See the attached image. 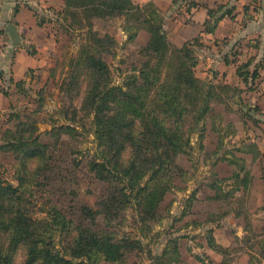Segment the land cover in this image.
Masks as SVG:
<instances>
[{
  "label": "trees",
  "instance_id": "obj_1",
  "mask_svg": "<svg viewBox=\"0 0 264 264\" xmlns=\"http://www.w3.org/2000/svg\"><path fill=\"white\" fill-rule=\"evenodd\" d=\"M208 13L206 30L212 32L215 14L211 9ZM55 14L60 28L86 31L60 88L72 104L82 96L73 118L79 112L91 118L96 146L88 168L103 186L93 206L83 205L72 214L54 203L38 204L34 188L49 177L54 150L51 142L42 140L38 119L21 111L13 113V125L0 132V151L11 153L17 160L14 178L18 181L14 185L0 176V264H18L21 255L20 264H131L132 253L159 242L161 234L156 228L170 217L172 201L166 207V200L177 186V177L187 172L178 158L191 146L188 132L198 130L203 137L215 116L214 103L224 104L237 93L240 97L243 90L199 77L198 50L204 43L195 37L180 47L173 45L164 28V14L153 2L63 0ZM107 17L124 20L128 41H134L141 30L149 33L140 50L144 59L120 84L114 82L105 58L117 41L95 29V20ZM253 64L254 58H250L238 68L248 90L256 88L264 58ZM11 81L18 91L27 93L25 78ZM3 92L11 97L9 91ZM61 111L65 114L68 110ZM189 118L192 125L186 129ZM212 127L219 129L215 123ZM74 131L73 123L53 122L44 134L59 139ZM234 132L233 128L230 133ZM230 153V190L215 185L219 190L206 195L205 201L212 207L202 225L220 223L233 212L243 215L242 201L253 178L243 154L253 153L256 158L264 153L256 143L235 147ZM196 194L194 191L190 196L179 219L192 209ZM215 202L227 209L217 215L214 212L221 208L215 211ZM129 211L136 225L134 231L124 229ZM201 223L190 221L187 225L199 227ZM206 237L208 246L221 259L215 262L198 255L199 264H239L230 257V247L217 241L213 228L207 229ZM261 248L264 255V245ZM156 258L155 264L181 262L180 239L170 238Z\"/></svg>",
  "mask_w": 264,
  "mask_h": 264
},
{
  "label": "rangeland",
  "instance_id": "obj_2",
  "mask_svg": "<svg viewBox=\"0 0 264 264\" xmlns=\"http://www.w3.org/2000/svg\"><path fill=\"white\" fill-rule=\"evenodd\" d=\"M230 2L235 3V7L240 4L238 0ZM246 4L248 15L241 20L232 22L229 20L226 24L225 20L220 22L221 18L218 17L216 21L218 41L224 46L226 43L228 45L220 48L222 52H218L219 49L213 46L200 50L201 61L197 69L200 76L205 77L207 71L210 72L208 76L210 79L211 72L221 73L224 66L219 62H223L225 55H230L232 59L237 49L243 51V57L250 51L256 52L258 58L259 55H264V0H247ZM55 9H57L55 6H51L48 7L50 10L48 13L45 11V14H40L38 23L42 21L41 17L45 18L37 29V41L25 43L38 59V64L32 67L25 77L27 93L18 91L14 83L11 84L12 82L8 80L2 83V90L9 91L11 97L10 102L0 109V132L3 128L13 125L11 116L17 111H21L22 115L31 114L39 120L42 140L51 142L54 154L49 177L34 188V200L38 204L42 202L48 205L57 204L72 214L78 212L83 205L93 206L103 184L88 168V159L96 146L91 118L84 117L82 112H79L75 120L73 118L74 107L80 106L82 96L72 104L70 97L60 88L62 80L68 75L71 59L77 54L83 37H86V31L71 29L68 32L63 27L60 28L54 20ZM95 29L101 33H109L117 41L116 46L105 58L112 69L114 82L120 84L144 59L140 50L148 42L149 33L141 30L134 41H128L129 34L124 30V20L120 17L98 18L95 20ZM228 71L229 80L232 83L237 81L231 75L232 69L229 68ZM214 104L215 116L211 120L208 119L209 124L204 136H200L198 130L188 132L191 146L178 158L187 172L184 176L177 177V186L168 195L166 207L172 201V212L170 217L156 228L161 234L159 242L151 243L146 249L132 253L131 264H155L156 257L172 237L180 239L182 250L181 262L173 264H199L198 255L216 262L221 256L207 244L206 231L209 226L215 231L217 241L230 247V257L234 262L264 264V255L261 252L264 245V183L261 180L264 178V163L261 160L256 159V162L250 163L254 180L249 193L242 201L243 215L234 217L231 213L223 217L219 224L202 225L203 219L212 207L205 201L206 195L210 191L219 190L215 185H222L225 191L230 190L228 179L230 168L226 161L230 149L239 146L243 141H256L258 145L264 147V71L256 80L255 89L245 94L243 92L240 97L237 93L236 96L227 98L224 104L219 102ZM61 108L68 111L64 114ZM242 109L247 114H244ZM66 113L69 116L66 117ZM53 122L73 123L76 131L72 134H63L59 139L54 134H44L51 128ZM212 122L219 126V129H214ZM190 125L192 121L189 118L186 129ZM233 128L235 132L230 133ZM16 165L17 160L11 153L0 151V176L14 185L18 183L14 178ZM211 184L214 185L213 189L210 187ZM194 191H197L195 204L191 210L187 209L182 219H179ZM238 202L236 200V203ZM225 207L215 202L213 204L215 211L219 208L221 210L214 213L221 214L227 209ZM190 221L202 223L199 227L195 224L188 226L187 223ZM135 226L132 213L129 211L124 229L134 231ZM22 260L21 255L18 257V264Z\"/></svg>",
  "mask_w": 264,
  "mask_h": 264
},
{
  "label": "crops",
  "instance_id": "obj_3",
  "mask_svg": "<svg viewBox=\"0 0 264 264\" xmlns=\"http://www.w3.org/2000/svg\"><path fill=\"white\" fill-rule=\"evenodd\" d=\"M137 3L145 4L148 2H153L157 5V7L164 14V28L167 32L168 39L170 42L180 47L187 40L193 39L195 37H199L200 41L204 43V46L198 50L199 64L200 65L201 55L200 50H206L213 46V48H218V52H222L220 48L226 47L221 44L217 38V30L218 25L216 21H218V17L221 18L220 22L223 20L226 21V24L232 22L234 20H241V18L246 17L247 0H238L239 6L235 7V3H231V0H134ZM55 6L59 10L63 6V0H0V109L8 102H10V97L4 94L2 90V83L4 80H8L10 82L11 78L13 81H18L22 78H25L28 71L38 64L37 57L30 52L26 42H36L37 40V29L40 26L39 18L40 14L48 13V7ZM44 8V9H43ZM211 9L214 11L215 18H213L215 29L212 32L206 30V21L210 19V15L208 10ZM246 10V11H245ZM230 11V14H228ZM56 16V14H55ZM42 20L45 17H41ZM217 18V19H216ZM216 19V20H215ZM9 23H14L17 25L18 32L20 34L21 40L18 45H15L12 37L10 36L7 26ZM174 39L173 41L171 39ZM228 40V39H226ZM224 43V42H223ZM238 47V46H236ZM242 50H236L234 53V57L230 59V55H225L223 62H219V64H223V71L221 73L211 72L212 80L218 82L223 81L225 83H229L233 86L240 87L244 94L251 91L247 89L246 84L242 81V78L238 75L239 66L248 61L250 58H254V62L257 63L264 58V55H259L257 57V53H245L246 57H243ZM254 63V64H255ZM229 68L232 69V76H234L237 81L233 82L229 80ZM3 74V76L1 75ZM198 74V71H197ZM210 76V72L206 71L205 77ZM12 82L11 84H13ZM15 85V83H14ZM242 92V93H243ZM241 103V101H239ZM245 112V111H244ZM247 114V112H246ZM248 143H256L258 149L261 153H264V147L258 145L256 141L247 142L243 141L239 144L240 147L243 144ZM235 148V147H234ZM239 155L241 153H238ZM232 154L227 155L226 161L229 165L230 171H232V165L230 164V157ZM243 156L247 159V166L251 170V174L253 175L251 186L248 190V193L253 185L254 174L251 169L250 163L256 162V159L261 160L264 163V156L262 154H258L256 158H254L253 153H246ZM264 166V165H263ZM264 183V178L261 179ZM209 203V201H208ZM210 204V203H209ZM234 217L237 216L234 213ZM213 224V223H210ZM219 224V223H217ZM209 225V224H208ZM211 228V226H209ZM215 235V231H214ZM216 237V236H215ZM213 250V249H212ZM214 251V250H213ZM216 252V251H215ZM217 253V252H216ZM219 254V253H218ZM220 255V254H219ZM221 256V255H220ZM221 257L218 259L220 260ZM217 260V261H218ZM216 261V262H217ZM173 264V263H171Z\"/></svg>",
  "mask_w": 264,
  "mask_h": 264
},
{
  "label": "water",
  "instance_id": "obj_4",
  "mask_svg": "<svg viewBox=\"0 0 264 264\" xmlns=\"http://www.w3.org/2000/svg\"><path fill=\"white\" fill-rule=\"evenodd\" d=\"M7 30L9 32L10 36L12 37L14 44L18 45L20 40H21V37H20V34L18 32L17 25L14 23H9L7 26Z\"/></svg>",
  "mask_w": 264,
  "mask_h": 264
}]
</instances>
